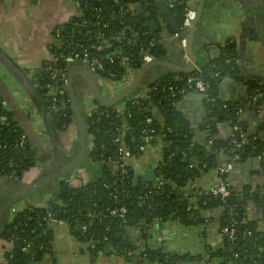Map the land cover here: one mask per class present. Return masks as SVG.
<instances>
[{
    "label": "crops",
    "instance_id": "0c3cea01",
    "mask_svg": "<svg viewBox=\"0 0 264 264\" xmlns=\"http://www.w3.org/2000/svg\"><path fill=\"white\" fill-rule=\"evenodd\" d=\"M97 1V0H96ZM158 0H139L142 11L149 3L155 8V17L147 22H153L155 26L151 29L146 27L152 37H159L163 43L161 47L163 56H169L173 63H187L183 57V50L179 39L174 36L170 25L166 22L159 10L154 6ZM176 21L181 19V15L174 12V5H181L183 0H163ZM189 6L195 9L198 0H186ZM130 2V0H129ZM131 3V2H130ZM132 4V3H131ZM188 4V3H187ZM132 14L136 12L133 9ZM144 15V13H143ZM138 16V15H137ZM75 17V10L70 0H0V99L8 109V112L16 121L9 109H17L26 119L27 125L38 140L40 149L32 148L34 155L44 156V165L30 169L21 176L20 180L28 184L33 178L44 171H53L54 160L50 155L52 148L51 141L47 135L41 115L37 107L33 104L27 93L20 87L18 81L11 73L13 61L24 75L30 68H38L51 61L53 55L50 47L58 44L54 38L57 29L63 30L67 24ZM140 17V16H139ZM156 33L150 30L156 29ZM194 46L199 51L197 54L198 62L201 66L212 65L213 61L220 57L223 48L230 46L234 67L238 71V79L228 76L219 78L215 86V95L221 102V106L233 105L241 107L239 114L241 122V132L246 137L257 135L264 140V110L263 105H248L247 82L264 81V0H206L197 30L194 34ZM217 61V60H216ZM5 64V65H4ZM9 66V67H7ZM7 68L10 69L8 71ZM139 70V69H138ZM134 72V76L138 72ZM170 69L157 66L148 70L143 76L140 84L132 93L133 98H145L148 88L153 84H160L163 78L171 76L174 78L178 73H169ZM110 81L99 79L97 84L100 92L105 97H113L126 87V82L130 78ZM129 82V83H130ZM86 85L81 78H77L75 85L77 92L80 84ZM113 87V88H112ZM3 93V94H2ZM5 94V96H3ZM5 97V98H4ZM78 97V95H77ZM6 98L9 100L8 105ZM85 95L84 100L79 101L83 107L85 115L93 108V99ZM89 99V100H88ZM87 100V102H86ZM95 103V102H94ZM125 104V103H124ZM113 107L117 111L124 105ZM177 110L185 121V125L190 130L193 141L204 143L207 136L202 126L207 125L210 119L211 108L204 103L203 97L190 93L177 101ZM215 108L217 106L215 105ZM218 110V108H217ZM153 118L159 122L163 121L158 109H151ZM218 114H220L218 112ZM217 117V115H216ZM212 117L216 124L215 137L224 139L230 136L229 125L221 119ZM217 121V122H216ZM207 122V123H206ZM18 124V122L16 121ZM55 130L54 139L61 158L68 162L77 155L76 130L74 124L71 126L70 135H66L65 129H59L53 124ZM36 146V145H35ZM167 145L157 140L149 142L144 150L133 162L134 171L137 174V181L143 185L154 184L158 168L165 161V150ZM39 156V157H40ZM62 156V157H61ZM68 159V160H67ZM222 162L226 160L223 154L219 158ZM172 163V162H170ZM103 167L114 171V165L105 161L96 162L87 157L81 164L78 173H71L72 184L79 186L99 177ZM215 169L202 173L195 180L198 189L208 190L215 183ZM143 179H148L142 181ZM10 177L0 178V197H7L18 190V184L11 181ZM227 182L232 193L237 196L246 197V203H252L253 197L255 212L247 211L249 222L254 223L256 232H264V219L259 213V196L264 194V164L254 158L238 162L227 176ZM63 181L59 180L61 185ZM32 194L33 197L23 200L15 205L21 209L25 204L43 206L51 201L57 200L59 192L53 184ZM59 185V189H60ZM55 199V200H54ZM10 215V214H9ZM9 221V218H7ZM203 222L196 224V218L191 220L189 225L180 224L177 221L169 220L160 225H152L148 230H136L131 233V239L137 244H142L141 235L147 234L148 248L158 249L162 253L184 257L182 261L170 264H227L219 257H207L216 253L223 247V239L220 234L219 211L210 209L205 211ZM5 220V218H4ZM52 230V256L45 257V262L50 263L51 257L54 264H166L160 262H148L138 255L141 251L134 252V255L127 259L123 251L114 256L101 254L90 256L86 252L85 243L77 240L64 225H54ZM2 239H0L1 241ZM138 246V245H137ZM230 264V263H228Z\"/></svg>",
    "mask_w": 264,
    "mask_h": 264
},
{
    "label": "trees",
    "instance_id": "16d2710c",
    "mask_svg": "<svg viewBox=\"0 0 264 264\" xmlns=\"http://www.w3.org/2000/svg\"><path fill=\"white\" fill-rule=\"evenodd\" d=\"M122 2L124 3L120 4L119 7L114 0H101L96 8L93 0H81L82 15L80 18L75 16L62 30V39L64 40L69 36L75 37L81 21L84 20L87 25L81 28L82 35L75 38L89 41V43H100L105 48L103 53L108 51L114 52L116 56H121V52H126L131 66L136 70L140 69L142 67L141 55L146 52L148 44L152 40L145 23L155 17V8L150 5L151 3L146 5L143 15L144 21H141V17L128 11L129 0ZM185 2L186 0L182 1L181 8H179L180 5H174V12L182 16ZM98 14L101 25L96 26L95 20ZM103 24L106 27H103ZM131 30L137 34V37L129 46L126 45L125 39L130 36ZM226 49L227 53L232 55L231 48L227 46ZM50 50L54 57L66 49L61 42H58V44L51 46ZM148 53L155 59H161L163 56V51L158 43ZM56 64L60 66L61 62H56ZM212 64V66L208 65L202 68L205 81L213 84L211 76L215 71L220 73V78L225 76L234 79L239 78L238 71L234 67L233 57L228 55ZM107 66V71L102 75L104 78L109 77V72L116 74L115 80L122 78L124 71L117 61H113ZM189 74H177V76ZM171 81L173 78L167 76L163 78L160 84ZM246 84L248 95L252 88L259 90L258 106L264 105V81H251ZM38 92L46 104V92L43 89L38 90ZM133 100L134 98L131 96L127 99L123 116H117V112L113 111V108H102L98 104H94L96 108L87 118L88 134L93 138V148L88 154L96 162L105 161L107 157L113 156L117 150L114 143L115 137L120 139L121 145L134 153L145 144L146 136H148L147 131L153 130L155 135L160 132L165 133L166 138L163 141L167 145L165 161L157 170V180L148 186L140 183L134 187L133 182H131L132 174H130L128 183H125V192L120 188L121 186L117 185V191L113 194L114 187L111 188V182L117 173L103 167L101 174L102 177L107 178L105 182L100 177L79 188L72 189L61 183L57 196L58 203L51 205L52 211L57 219L67 221L70 232L77 240L82 243L90 241L94 243L95 249L92 251V256L99 253L109 255L112 251L117 253L130 252L134 255V252L140 248L141 251L138 255L150 263L170 264L179 262L184 257L167 255L158 249H149L147 234L141 235L142 244L134 242L130 235L134 229L148 230L154 224L160 225L169 220L189 225L193 221L191 216L196 218V224H201L205 211L212 208L219 211L220 229L228 225L230 219L240 223L245 218L246 197H237L232 193L228 201L222 204L218 199L206 194L201 198L194 195H184L191 183L195 182L202 173L216 169L222 163L219 159L221 154L226 159L231 157L232 146L230 142L233 138H238V134L232 131V127L239 125L241 129V122L239 115L235 114L236 110L233 105H227L222 113L218 114L217 108L221 106V102L216 100L214 104L217 108L210 107L209 118L217 115V120L221 119L222 122H226L231 131L230 136L224 139L215 137L217 123L209 119L207 125L202 126L207 133L205 141L198 143L192 140L189 128L185 125L180 113L172 107V99L168 96L152 93L148 98H139L140 107L134 108L131 107ZM153 108L158 109L161 113L162 122L153 118L151 112ZM65 113V117L60 115L56 117L58 121L55 123L59 129L66 128L73 118L69 105ZM3 115L11 117L10 113L4 110L3 102L0 99V117ZM147 118H151L150 124L146 123ZM167 129H170L171 133H167ZM22 134L24 133L19 126L7 129L0 126V143L5 146L4 150L0 151V178L8 177L11 171H15L16 176L20 179L23 172L27 170L30 153L33 152L31 145L25 155L14 148L15 140ZM252 137H255L254 141H251ZM246 139L247 141L240 151V161L260 157L261 164H264V140L257 135L246 137ZM101 146H104L106 151L101 150ZM171 153L173 156L169 158ZM10 180L12 181V179ZM105 184L108 188H105ZM148 192L150 195L146 205L138 207L141 195ZM113 195L117 196L119 204L127 208L128 224L126 227H119L112 217H103L100 223L96 220L88 222L86 214L104 212L107 207L111 206ZM203 202L205 205H202ZM93 204L96 205L95 208ZM148 205L150 211L146 208ZM187 206L191 207L189 211H187ZM44 215L43 209L33 208L31 212L19 211L12 221L5 222L1 236L4 245H1L0 249L5 248L6 241L14 240L10 253L6 254V264H54L52 257L50 263L45 262L46 255L52 256L53 235L52 230L43 221ZM7 220L5 218V221ZM155 220L157 223H154ZM85 222H87V231L83 236H80L79 227L77 229L76 224ZM107 228L108 231H106ZM255 229L256 227L252 222L238 224L235 227L238 241L231 244L222 236L223 247L216 253L210 254L211 258L219 257L227 264H264V235L257 233ZM244 231H251L252 236L243 237ZM28 243L30 244L28 254L21 253L20 248ZM8 254H12L11 260L8 259ZM234 255H237L235 260L233 259Z\"/></svg>",
    "mask_w": 264,
    "mask_h": 264
},
{
    "label": "built area",
    "instance_id": "2783aa9c",
    "mask_svg": "<svg viewBox=\"0 0 264 264\" xmlns=\"http://www.w3.org/2000/svg\"><path fill=\"white\" fill-rule=\"evenodd\" d=\"M94 5L95 2L97 3L96 8L98 6L99 1L101 0H93ZM123 0H114L115 3L118 4L120 7V4H123ZM72 6L75 10V16L80 18L82 15V9H81V0H70ZM188 3V4H187ZM128 11H132V4L130 3L128 5ZM183 15L181 17L182 23L180 24V32L174 34L176 38L179 39L180 46L183 50V57L188 61V55L186 50V33L187 29L190 27L191 22L195 18V9L191 8L189 6V2H185L184 8H183ZM100 15L98 14L96 16L95 25L99 26L101 25L100 22ZM87 25V22L82 20L79 25V30L76 32L75 37L82 35V27H85ZM103 27H106L105 24L102 25ZM63 31L60 29H57L54 32V38L57 42H61L62 45L65 46V51L63 53H59L57 56H54L51 61L47 62L46 64L36 68L32 67L28 69L27 75L30 78L33 86L37 90L43 89L46 92V107L47 110L52 118L53 123L56 125L55 122L58 121L56 118L57 116L65 117L66 116V109L68 105L70 106V98L68 96L67 91V84H68V69L73 65H84L86 66L92 73H97L99 75H103L107 71V65L112 63L113 61H117L120 65V67L123 69L124 74L122 75L121 79H116V74L109 72L108 73V80L110 81H119L125 78H128L129 76L132 78L134 76V72L136 69L133 68L130 64V60L127 58L126 52H121V56L116 54L114 52H104V47L100 43H89V41H82L75 37H66L64 40L61 37V33ZM137 34L131 30V34L129 37L125 39L126 45H132L133 39H136ZM156 43L151 40V42L148 44V48L146 49V52L142 53L141 55V64L149 63L155 58L148 53V51L152 48H154ZM125 53V56L122 54ZM56 62H61L60 66L56 64ZM45 74V75H44ZM133 75V76H132ZM182 75V74H181ZM103 77V76H102ZM220 78V73L218 71H215L212 73L211 79L213 80V84L210 82H207L203 79V69L200 67H195L193 72L189 75H183V76H176L173 78V81L171 82H163L162 84H153L151 85L146 93V97L148 98L150 94L157 93V94H164L168 96L170 99H172V107H176L177 101H179L184 96L194 93L197 95H200L203 97L204 103L207 107L215 106V101L217 100V97L215 95V86L217 85V81ZM130 82V78L127 80L126 85H128ZM261 85V84H260ZM214 87V88H213ZM260 97V92L257 88H252L248 95V105L250 106H257L258 101ZM144 98V99H145ZM139 98H134V100L131 102V107H140ZM264 106V105H263ZM4 110L8 112V109L3 104ZM223 109L226 106H222ZM96 108V107H95ZM95 108L89 110L87 112L86 118L90 117V113L95 110ZM126 110V103L121 107L120 110L113 109V111L117 112V116H123ZM235 114L238 116L240 112L242 111L241 107H235ZM9 113V112H8ZM54 117V119H53ZM151 118L146 119V123H151ZM71 123L73 124V118L71 120ZM70 123V124H71ZM0 126L7 128H12L13 126H19L16 121L13 119V117L8 116H1L0 117ZM62 129H65V127H62ZM232 131L238 134V138H233L230 142V145L232 146V155L230 158L223 161L221 164L218 165V167L215 169L216 172V178L215 183L212 185L208 190L203 191L201 189H198L195 182L191 183L189 186V189L184 194L187 195H194L197 198H201L204 194L211 196L213 198L218 199L222 204H225L228 199L230 198L232 191L231 188L227 182V176L229 172L232 170V168L240 161V151L243 147V145L246 143L247 139L243 135V133L240 130L239 125H234L232 127ZM167 133H171L170 129H167ZM148 134L147 139L145 141V144L140 146L134 153H132L130 150L125 148L120 143V139L115 137L114 143L117 146V150L113 154V156H109L106 158L105 163H110L114 165V171L117 175H114L115 179L111 182V188H113V194L116 193V187L117 185L121 186L120 188L123 189V192H125V183H128V180L130 179V174H132L131 182H133V179H137V174L134 171L133 162L137 159L139 154L144 150L145 146L149 142H154L157 140L164 141L166 138V134L160 132L159 134L155 135L153 130H149L146 132ZM175 135V134H174ZM176 136V135H175ZM255 137L251 138V141H254ZM93 138L91 135L88 134L87 136V146L88 151H90L93 148ZM30 144L25 136V134H22L18 137V139L15 140L14 148L18 150V152H21L23 155H25L28 151ZM5 146L0 143V151L4 150ZM32 148V147H31ZM101 150H105L106 148L104 146H101ZM173 156V153L169 155V158ZM258 161H261V158H256ZM205 168V166H203ZM159 169V168H158ZM70 176V175H69ZM10 178H14L15 180L18 179L16 176L15 171H11L10 175L8 176ZM102 178V180L105 182L107 181V178L102 177V174L97 178ZM72 176L66 178L63 180V184L69 188H79L82 185L75 186L72 184ZM157 180V173H156V179ZM139 185V183L137 184ZM105 188H108V186L105 184ZM148 186V185H146ZM150 195V192L141 195L140 201L138 203V207H143L146 205L147 199ZM58 202L57 200L53 203H47L43 206H35L32 204H25L22 206L21 209H18L15 207V205L11 208L9 211V221H12L13 218L16 216L17 212L22 210L32 211L33 208H40L44 210V217L43 221H45L48 225V227L51 229L54 225H64L69 230V225L67 221L59 220L55 217L52 211L51 205H56ZM116 204V206H115ZM202 205H205V202L202 203ZM93 207L95 208L96 205L93 204ZM147 210L150 211V206H146ZM191 209L190 206H187V211ZM106 213V214H105ZM86 217L88 219V222L96 220L98 223H100L103 219V217H112L121 228H125L128 224V218H127V208L125 206H122L118 202V198L116 195H113L112 197V204L110 207H107L104 212L100 213H87ZM249 220V216L245 215V218L240 221V223L234 221L233 219L229 220L228 225L224 226L220 229L221 236H224L229 243L234 244L238 241L237 232L235 230V227L238 224H245ZM154 223H157L155 220ZM87 222L79 225V233L80 236H83L85 232L87 231ZM140 228H137L136 230H139ZM109 229L107 228L106 231ZM141 230V229H140ZM70 232V230H69ZM144 231L142 230V233ZM71 233V232H70ZM72 234V233H71ZM243 237H251L252 233L251 231H244ZM14 244V240L10 239L9 241L5 242V248L0 249V264H6V254L10 253V250ZM86 245V252L88 255L91 256L92 251L95 249V245L93 242H87ZM30 248V244H26L20 248V252L24 254H28ZM154 250V249H153ZM102 254V253H101ZM117 254L116 251H112L110 253L111 256H114ZM123 254L126 258L131 257L133 254L130 252H124ZM8 259L11 260L12 254H8ZM46 258H49L48 255L45 256ZM207 257H211L210 254L207 255ZM233 259H237V255H234Z\"/></svg>",
    "mask_w": 264,
    "mask_h": 264
},
{
    "label": "water",
    "instance_id": "95a60500",
    "mask_svg": "<svg viewBox=\"0 0 264 264\" xmlns=\"http://www.w3.org/2000/svg\"><path fill=\"white\" fill-rule=\"evenodd\" d=\"M130 2L133 5V9L136 12L138 16L141 17V21H144L143 18V11L141 7V3L139 0H130ZM206 0H198L197 5L195 6V18L191 22L190 27L187 29L186 33V50L188 55V61L187 63H180L176 64L170 61L169 56H164L161 59H154L149 63H145L142 65V67L138 70L135 77H133L132 81L123 89H121L120 92H118L113 97H105L102 95L98 88V80L101 79V75L97 73H92L86 66L84 65H73L68 69V84H67V91L68 96L70 98V107L73 113V124L76 130V145H77V155L70 161L66 162L65 165L60 164V154L57 147V143L54 139V123L51 120L50 116L46 114V109L43 103V98L41 97L38 90L33 86L30 78L23 74V72L19 69V67L13 62L12 63V69L10 71L9 66L6 67L9 73L12 74L18 81L20 87L27 93L33 104L37 107L43 124L45 126L47 135L49 137V140L51 141L52 148L50 150V153L52 154V157L54 158L55 163H57V171L51 172V173H45L43 175H40L36 179L32 180L28 184H24L21 182L20 179H14L15 183L18 184V190L15 191L12 195H9L7 197H0V239L3 233V225H5L9 221H5L4 218H9V211L11 208L16 205L17 203L22 201V198L27 197L31 192L36 190L37 188L45 185V184H53L57 188V192H59V180L61 178L69 176L72 172L76 171L83 161L89 157L88 154V146H87V136H88V130H87V118L84 113L83 107L81 106V103L77 97V91H76V79L81 78L82 81L86 84L90 95L92 97V101L98 104L99 107L102 108H113L116 106L121 105L122 103H126L127 99L132 95V93L135 91V89L140 84L143 76L145 73L150 70L153 67L157 66H163L168 69H170L169 73H178V74H189L192 73L195 67L205 68V66H201L198 62V56L197 54L199 51L194 46V34L197 30V24L201 19L204 5ZM95 5L97 3L95 2ZM152 6V4H150ZM154 6L159 10L160 14L166 18V22L168 25H170V28L174 34L180 32V24L182 23V19H179L178 21L175 20L173 15H170V11L168 10L165 2L163 0H158L154 3ZM181 8V5L179 6ZM145 26L151 29L152 26H155L153 22H146ZM151 33H156L157 28L150 30ZM154 40L158 42L160 46H163V43L159 41V37L155 36ZM125 56V53L122 54ZM1 58V57H0ZM220 58V57H219ZM217 58L216 60H218ZM215 60V61H216ZM213 61V62H215ZM5 65V64H4ZM3 94V93H2ZM5 96V94L3 95ZM5 98V97H4ZM8 105H10L9 100L6 98ZM214 109L215 106H212ZM10 111L12 112L13 116L16 118V121L18 122L19 127L25 134L29 144L32 148H36L37 150L40 149L38 140L34 136L33 132L27 125L26 119L21 115V113L17 109H12L11 105L9 106ZM264 110V107L261 108ZM223 107H218V112L222 113ZM209 122V121H207ZM206 122V123H207ZM36 145V146H35ZM41 150V149H40ZM178 150V149H176ZM244 154V153H242ZM68 160V159H67ZM257 160V159H256ZM258 161V160H257ZM172 164V163H170ZM260 165L261 161H259ZM148 179H143L142 181H145ZM138 181L136 179H133V186H137ZM243 197V195H241ZM55 200V199H54ZM250 200L252 203H246V212L252 211L255 212V204L253 201V197H250ZM259 206H260V215L261 218L264 219V194L260 193L259 196ZM54 202V201H51ZM191 219L193 216L190 217ZM6 222V223H5ZM77 229L79 227L78 224H76ZM264 234V232H262Z\"/></svg>",
    "mask_w": 264,
    "mask_h": 264
},
{
    "label": "flooded vegetation",
    "instance_id": "af4514ba",
    "mask_svg": "<svg viewBox=\"0 0 264 264\" xmlns=\"http://www.w3.org/2000/svg\"><path fill=\"white\" fill-rule=\"evenodd\" d=\"M230 47V46H229ZM231 56L232 57V55H230V54H228L227 53V49L226 48H223L222 49V51H221V54H220V58H223V57H227V56ZM219 58V59H220ZM213 65V64H212ZM211 65V66H212ZM101 79H107V78H104V77H101ZM79 86V90H78V92H77V95H78V98H80V101L82 100H84V98H85V95H88V97H90L91 95H90V92H89V90H88V88H87V86L86 85H83L82 83L80 84V85H78ZM76 90H77V88H76ZM90 99H92V97L90 98ZM89 100V99H88ZM92 101V100H91ZM86 102H87V100H86ZM93 104H96V103H94L93 102ZM210 121H212V119L210 118ZM50 155H52L51 153H50ZM40 156V155H39ZM38 155H34V153L32 152V153H30V158H29V161H28V168H27V170L26 171H29L30 169H33V168H36V167H39L40 165H44V159H45V157L44 156H40L39 157ZM62 157V156H61ZM53 160H54V158H53ZM60 164H62V165H65L66 164V162L61 158V161H60ZM53 166H54V168H53V171L52 172H56L57 171V163H55V161H54V164H53ZM40 168V167H39ZM25 171V172H26ZM24 173V172H23ZM45 173H51V171H44L43 173H41V174H39L37 177H39L40 175H43V174H45ZM23 175V174H22ZM71 175V174H70ZM36 176L33 178V179H36L37 178ZM68 177H70V176H67V177H64V178H61V181H63L64 179H66V178H68ZM38 179V178H37ZM63 184V183H62ZM49 185L48 184H45V185H43V186H41V187H39V188H37L36 190H34L33 192H31L27 197H25V198H22V201L23 200H26V199H28V198H31V197H33L32 196V194H34V193H39V191H41L42 189H44V188H46V187H48Z\"/></svg>",
    "mask_w": 264,
    "mask_h": 264
},
{
    "label": "rangeland",
    "instance_id": "374dc122",
    "mask_svg": "<svg viewBox=\"0 0 264 264\" xmlns=\"http://www.w3.org/2000/svg\"><path fill=\"white\" fill-rule=\"evenodd\" d=\"M112 88H113V87H112ZM43 103H44V106H45V109H46V114L50 116V114H49V112H48V110H47V107H46V104H45V101H44V100H43ZM50 118H51V116H50ZM51 120H52V118H51ZM71 128H72L71 126H67V127H66V129H65V131H66V132H65L66 135H67V134L70 135V130H71ZM76 171H77L78 173H80L82 170L78 168V169H76ZM32 172H33V171H31V170L29 171V173H32ZM10 179L14 180V178H10ZM1 245H4V241H2V240L0 241V248H1Z\"/></svg>",
    "mask_w": 264,
    "mask_h": 264
}]
</instances>
